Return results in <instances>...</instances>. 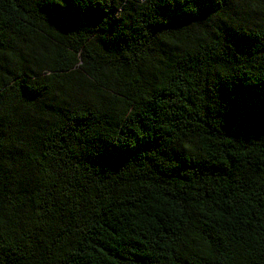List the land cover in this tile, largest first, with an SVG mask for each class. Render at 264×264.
<instances>
[{
    "label": "trees",
    "instance_id": "1",
    "mask_svg": "<svg viewBox=\"0 0 264 264\" xmlns=\"http://www.w3.org/2000/svg\"><path fill=\"white\" fill-rule=\"evenodd\" d=\"M0 264H264V0H0Z\"/></svg>",
    "mask_w": 264,
    "mask_h": 264
}]
</instances>
